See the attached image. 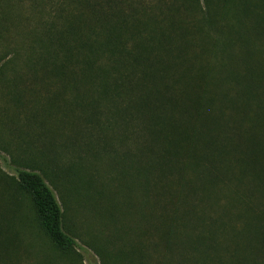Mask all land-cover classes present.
Instances as JSON below:
<instances>
[{"label":"trees","instance_id":"16d2710c","mask_svg":"<svg viewBox=\"0 0 264 264\" xmlns=\"http://www.w3.org/2000/svg\"><path fill=\"white\" fill-rule=\"evenodd\" d=\"M203 2L78 0L48 29L40 66L76 88L71 104L92 121L102 107L121 129L118 155L150 157L135 163L142 190L123 193L131 228L148 233L96 249L102 264H264V0ZM8 178L13 205L29 199L49 242L75 252L45 176ZM5 214L0 233L17 216Z\"/></svg>","mask_w":264,"mask_h":264},{"label":"rangeland","instance_id":"374dc122","mask_svg":"<svg viewBox=\"0 0 264 264\" xmlns=\"http://www.w3.org/2000/svg\"><path fill=\"white\" fill-rule=\"evenodd\" d=\"M82 7L78 0H0V172L11 185L19 168L41 172L77 241L75 252L58 251L38 224L29 199L19 196L15 207L0 186L5 221L17 215L0 233V241L7 236V264H102L96 249L112 251L115 239L124 233L136 243L148 233H139L137 225L131 228L134 222L124 209V194L142 190L135 163H149L150 157L118 155L121 129L108 124L102 107L100 119L92 121L84 107L77 110L71 104L76 88L40 66L48 29L64 28L63 16L75 15ZM137 201L146 204L142 193ZM9 235L12 240L7 242Z\"/></svg>","mask_w":264,"mask_h":264}]
</instances>
